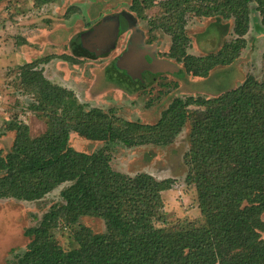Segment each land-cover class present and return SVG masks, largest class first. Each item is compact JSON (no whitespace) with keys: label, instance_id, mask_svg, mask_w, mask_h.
<instances>
[{"label":"trees","instance_id":"1","mask_svg":"<svg viewBox=\"0 0 264 264\" xmlns=\"http://www.w3.org/2000/svg\"><path fill=\"white\" fill-rule=\"evenodd\" d=\"M155 4L161 14L149 18L146 43L154 42L152 31L170 35L167 57L194 77L206 78L216 67L236 61L246 46L252 11L264 23V0H131L129 10L145 19L144 11ZM189 14L214 18L212 26L232 21L236 37L215 53L189 54ZM82 34L71 40L73 55L94 57L82 45ZM36 62L21 67L22 83L34 97L29 109L44 118L46 128L32 137L23 122L7 125L14 138L8 151L0 150V199L41 201L65 186L61 201L24 230L26 246L20 252L12 249L6 264H264V82L248 76L214 97L175 98L156 123L141 124L86 108L71 90L45 78ZM187 122L186 181L196 189L200 223L156 226L161 193L171 188L172 178L130 176L111 167L106 150L86 153L69 144L70 134L77 133L129 147L165 146ZM83 217L102 219L104 231L93 232L80 222ZM60 228L67 230L66 247L55 236Z\"/></svg>","mask_w":264,"mask_h":264},{"label":"rangeland","instance_id":"2","mask_svg":"<svg viewBox=\"0 0 264 264\" xmlns=\"http://www.w3.org/2000/svg\"><path fill=\"white\" fill-rule=\"evenodd\" d=\"M130 3L131 0H56L43 5H37L34 0L0 2V150L6 152L12 144L14 133L7 129L10 121L27 124L32 137L45 131L46 121L29 109L34 97L22 83L21 67L35 60L36 68L42 70L45 78L71 90L86 108H99L116 119L141 124L156 123L175 98L214 97L239 85L248 76L264 82V23L255 10L244 36L246 46L236 61L229 66L216 67L208 77L200 78L183 74L181 64L167 57L171 44L167 33L152 31L155 40L146 43L151 36L149 18L155 19L161 14L158 4L146 9L143 19L129 10ZM106 18H117L119 23L113 49L104 55L75 57L71 40L100 25ZM213 22L214 18L187 16V53L196 56L215 53L223 42L236 37L232 33V21L218 23L219 26H212ZM135 36L151 48L156 59L170 64L172 71H146L137 77L119 68L116 60ZM66 56L72 59L67 60ZM189 128L190 122H187L165 146L129 147L120 141L89 140L77 133L70 134L69 144L86 153L106 150L111 167L130 176L147 173L157 180L172 178L171 188L161 193L162 216L156 226L182 221L200 223L203 218L196 189L186 181L188 169L184 155L189 148ZM64 186L41 201L0 199V264L12 258V249L17 252L24 249L28 242L24 230L36 225L53 203L61 201L59 193ZM80 222L93 232L105 229L100 218L83 217ZM55 236L59 244L67 246L65 228L58 229Z\"/></svg>","mask_w":264,"mask_h":264},{"label":"water","instance_id":"3","mask_svg":"<svg viewBox=\"0 0 264 264\" xmlns=\"http://www.w3.org/2000/svg\"><path fill=\"white\" fill-rule=\"evenodd\" d=\"M118 26L117 18H106L100 25L93 26L91 30L84 32L81 36V43L95 55L107 54L115 45ZM152 52L151 48L144 44L140 37L135 36L129 41L127 48L116 62L119 68L133 72L136 74L134 76L137 77L143 71H172L170 64L159 61ZM147 54L152 57L151 61H147Z\"/></svg>","mask_w":264,"mask_h":264},{"label":"flooded vegetation","instance_id":"4","mask_svg":"<svg viewBox=\"0 0 264 264\" xmlns=\"http://www.w3.org/2000/svg\"><path fill=\"white\" fill-rule=\"evenodd\" d=\"M119 21H120V19H119ZM127 21V20H126ZM146 59H147V61H151V59H152V57L150 56V55H146ZM143 72H146V71H143ZM141 74V73H140ZM157 76V75H156Z\"/></svg>","mask_w":264,"mask_h":264}]
</instances>
